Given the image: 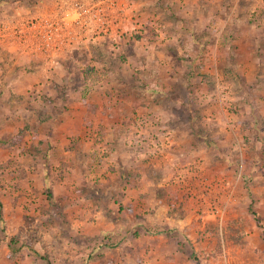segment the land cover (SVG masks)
Instances as JSON below:
<instances>
[{
	"label": "rangeland",
	"instance_id": "obj_1",
	"mask_svg": "<svg viewBox=\"0 0 264 264\" xmlns=\"http://www.w3.org/2000/svg\"><path fill=\"white\" fill-rule=\"evenodd\" d=\"M263 58L264 0H0V264H264Z\"/></svg>",
	"mask_w": 264,
	"mask_h": 264
},
{
	"label": "crops",
	"instance_id": "obj_2",
	"mask_svg": "<svg viewBox=\"0 0 264 264\" xmlns=\"http://www.w3.org/2000/svg\"><path fill=\"white\" fill-rule=\"evenodd\" d=\"M225 25H226V24L223 23V24L221 25V27H225ZM261 64L264 65V58L261 60ZM262 72H264V67H262ZM258 78H259V77H256V76H255V79H258Z\"/></svg>",
	"mask_w": 264,
	"mask_h": 264
}]
</instances>
